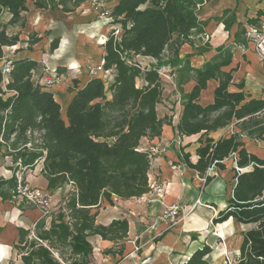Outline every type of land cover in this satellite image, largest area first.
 I'll use <instances>...</instances> for the list:
<instances>
[{
  "label": "rangeland",
  "instance_id": "374dc122",
  "mask_svg": "<svg viewBox=\"0 0 264 264\" xmlns=\"http://www.w3.org/2000/svg\"><path fill=\"white\" fill-rule=\"evenodd\" d=\"M103 1L105 8L102 11H109L111 14L109 3L112 2ZM219 1L179 0L189 17V30L185 35H174L159 59L153 60L135 54L120 55L122 62L143 69L149 68V65L150 68L154 65L164 66L166 73L162 76L159 89L136 92L132 79H127V84L114 90L118 76L115 63L119 56L113 51L112 54L110 52L109 59H106L105 68L110 69L106 76L100 72L93 73V64L87 66L86 76H83L79 66L62 68L63 66L54 63L52 55L55 52L50 50L49 53L42 54L40 62L37 61V67L31 71L30 81L33 89L42 88L55 97L53 89L57 91L64 87V96L55 99L60 105V115L66 124L70 123L68 106L72 101L73 116H80L74 121L77 127L75 126L76 133L72 142L62 134L52 137L42 118L37 119L39 127L25 130L28 145L52 146L54 153H49L47 160H43L42 171L50 174L64 172L58 177L66 182L70 179L77 180V184H81V191L89 184L103 183L93 188V194L97 191L101 195L100 204L96 205L91 199L82 198L79 185L75 187L68 182L72 185V190L62 195L60 205L53 204L52 199L50 212L46 218H42L44 227L40 223L41 220L35 226V237L37 233L49 235L54 246L61 248L57 253L66 261L70 262L75 257V249L70 239L66 238L67 235L64 237L60 229L52 227V219L60 213H65L73 220L72 224L67 225L68 231L73 233L79 223L89 227L92 224L90 217L81 212L79 205H89L88 211L96 214L102 207L111 208L119 203L126 213L125 220L128 224V218H134V205L138 204L143 195L150 193L152 188L149 181L154 179V171L158 172L162 156L168 157L169 154L166 153L174 150L180 154L182 161L174 156L169 161L170 165L177 169L181 164L186 169H192L198 178L202 179V185H199L200 196L191 206L189 201L185 204L178 202L182 206L181 212L174 221L166 222L167 228L157 236H152V232H149L148 236L142 238L138 232L132 237L131 240H136L139 247L134 255L137 264H188V261L189 264H264V175L253 171L255 168L264 170V108L249 109L251 99L246 89V80L242 78L237 82V91L234 93L241 117L221 121L226 117L224 113L218 116L209 113L198 118L194 117L195 113H184L183 98L198 96L199 100L205 89V80L206 84L211 85L212 103L215 102L218 85L221 82L227 86L230 84L228 75L230 74L232 79V74L222 72L220 68L228 64L235 55L238 56L235 52L239 46L240 51L247 50L248 42L253 41L257 51H264V0H222L224 3L220 9H216L215 4ZM87 9L94 12L91 8ZM206 12H209L208 15L202 17L201 14ZM5 14L0 16L2 21L9 18V14ZM97 14L89 20V25H81L78 28L77 41L81 42L80 38L85 36L91 37L94 39L93 43L104 46L107 53V43L113 47L121 35V31L120 34L117 33L120 25L111 23L112 16L106 20ZM207 35H210L209 38ZM75 45L78 47V44ZM27 46L28 44H25V47ZM4 51L5 56L0 60V67L9 58L13 59L11 55L15 52L6 47ZM212 53L214 56L210 57ZM205 58H209V61L204 63ZM55 71L64 72L65 78L54 80L48 86H44L47 79L43 80V86L39 84L46 72ZM68 71L71 74L70 80H66ZM207 71L210 72L209 78L203 75ZM218 74L222 75V80ZM7 79H10V76H7ZM6 83L4 79L3 86ZM215 83L216 88L212 90ZM137 84L143 86V81L139 79ZM72 91L74 95L67 102L66 96ZM181 99L183 105L177 108ZM145 102L148 107L144 106ZM183 113L184 119L181 121ZM170 127L173 128L175 136L169 139L166 128ZM228 137L232 138V142L240 143L239 149L245 148L248 154H255L261 164L251 162L241 167L238 164L239 150L231 151L218 159L214 155H210L206 161L201 158L204 149L214 147L219 139ZM92 139L97 141L96 146ZM252 151H257V154ZM227 158H232L231 166L226 161ZM209 168H214V174L206 176ZM17 172H14L16 176ZM22 176L24 178L23 173ZM45 176L48 178L47 173ZM220 181L223 183L220 190L214 186L212 194L223 197V203L205 202L201 198L203 190L209 193L211 184L216 185ZM15 196L20 199L18 193ZM155 196L156 194L152 196V200ZM206 204H215V215L200 229H193L192 222L196 221V217H193L196 210ZM92 231H88V237L93 235ZM115 231L113 235L110 234V239L115 240L112 248L120 247L118 249L121 255L116 256L117 264L123 259L126 260L130 248H126V257L122 255L126 245L124 243L128 240L125 238L128 236L127 226L122 225ZM18 242L19 244L13 245V249L19 252L29 250L26 245H21L24 243L23 238ZM181 244L186 246V253L191 251L189 257L179 251ZM117 250H114V253ZM5 251L0 252V256L4 255ZM210 253L211 257L205 259Z\"/></svg>",
  "mask_w": 264,
  "mask_h": 264
},
{
  "label": "trees",
  "instance_id": "16d2710c",
  "mask_svg": "<svg viewBox=\"0 0 264 264\" xmlns=\"http://www.w3.org/2000/svg\"><path fill=\"white\" fill-rule=\"evenodd\" d=\"M108 1L113 4L111 7V16L113 18L111 23L121 26L120 39L116 40L113 47L108 43L106 45V59H109L108 56H110V52L112 54V51L117 57L119 56L116 60L117 63H115L118 76L114 85V90H116L118 86L122 87L127 84V79H132V86L136 92L159 89L163 80L159 75L160 67L154 65L151 68L142 69L141 67L122 62L120 55L135 54L159 59L174 35H185L189 30L191 23L182 4L179 0ZM85 2L86 0H0V16L4 12L9 14L7 21H2L0 19V60L4 56V46H13L21 41L19 33L10 34L8 32V26L18 23L24 25L26 20L24 13L29 11L31 6L38 9L61 8L65 12H73ZM38 40L37 37L32 35L29 43L31 44ZM58 42L59 39H55L51 43L52 50L58 47ZM37 65V61L31 58L13 60V68L9 74L10 79H8L5 86L2 84V82L4 83V77L0 67V152H2V148L5 147V151L1 154L12 155L15 161L18 162L15 171L32 168L40 160L46 161L49 153H54L52 152L51 145H28V141H26L25 130L39 127L38 118L44 120V125L50 130L52 137L62 134L66 139L68 138L67 140L69 142L74 141L72 139L76 133V124L74 121L80 118V116L77 115L73 116L72 101L68 106L70 123L66 124L61 118L60 105L56 101L54 95L42 88H32L30 75L31 71L36 68ZM126 73H128V77L125 79ZM203 75L209 78L210 72L207 71ZM218 75L220 80H222V75ZM228 77L230 81L231 75L229 74ZM139 79L144 81L143 86H138L137 80ZM206 83L207 81L205 80L203 88L207 86ZM228 86L221 82L216 89L215 102L206 106L198 102V96L183 98L186 108H184V113L185 111L195 113V118L209 113L216 114V112H219L216 114L217 116L224 113L226 117L225 119H221V121L231 120L234 117H241V112L239 113L236 104L237 100L234 98V93L236 92L229 91ZM248 105L250 106L249 109H251V107H261L263 109L264 100L251 99ZM144 106L148 107V104L145 102ZM184 113L181 117V121L184 119ZM195 132H197V130ZM92 142L95 143V146L97 145V141L93 140ZM108 146L110 145L108 144ZM239 146L240 143L232 142L231 137L221 138L216 142V146H210L208 149H204L201 158L206 161L210 155H214L217 156L216 159H218L231 151L239 150L240 157L238 164L241 167L247 166L251 162L261 164L260 159L255 154H248L245 148L239 149ZM204 167L206 168L207 165ZM253 171H259L264 175L263 169L255 168ZM44 172L48 175L50 187H59L68 182L74 184L75 187L79 185L75 179H70L68 182L60 179L58 176L63 175L64 172L62 171L51 174L46 171ZM16 183L17 177L15 173L9 179L0 178V196L3 199H13V196L16 194ZM102 184L103 183L99 182L96 184H89V186L82 191L80 190V184L78 187L82 198L84 200L91 199L96 205H99L101 195L97 193V191L93 194V188H96L95 186L99 187ZM7 189H12V193L7 192ZM88 206L89 205H79L78 207L82 208L81 212L88 215L92 220L90 227L87 224L82 226V224L79 223L77 229L71 233L68 231L69 227L67 228V225L72 224L73 220H70V217L66 216L65 213H60L52 219V227L60 229L63 236L65 237L67 235L66 238H69L73 243L75 257L71 259L72 262L66 261L63 257H57L55 255L56 252H60L61 248L54 246V242L49 235L37 233V239L27 240L21 244L29 248L28 251H21L24 264H89L90 255L93 250L88 240L89 230H93V234H101L106 238H110V234L113 235L116 232L115 230L119 229L120 226L125 225L128 229V224L125 219L114 221L109 226L97 224V213L93 214L88 211ZM77 213L80 214V211ZM42 220L43 219H41L40 223H42L44 227V221ZM22 231L23 229H21V232ZM205 259L202 260L205 261ZM187 263L189 264L190 262L188 261Z\"/></svg>",
  "mask_w": 264,
  "mask_h": 264
},
{
  "label": "crops",
  "instance_id": "0c3cea01",
  "mask_svg": "<svg viewBox=\"0 0 264 264\" xmlns=\"http://www.w3.org/2000/svg\"><path fill=\"white\" fill-rule=\"evenodd\" d=\"M223 3L224 1L220 0L215 4V8L220 9ZM262 4L264 6V2ZM112 6L113 4L109 3V7ZM87 8H89L88 5L81 4L75 11L65 12L61 8L32 9L31 7L29 11L25 12L26 20L24 25L14 24L15 26H8V32L10 34L19 33L21 41L13 46H4L3 54L5 53V47L9 49L12 48L15 51L11 55L13 56L12 60L31 58L39 61L41 60L42 54L49 53V50L51 52L54 51L55 53L52 56L55 64L63 66L62 68L66 66H79L83 76H86L87 66L89 64L97 65L103 55L106 54L105 47L93 43L94 39L91 37L85 36L80 38L81 42L77 41L78 28L81 27V25H89V20L96 14L95 11L92 12ZM4 13H6L5 15L8 14L7 12ZM208 13L209 12L202 13L201 16L206 17ZM32 35L39 40L30 44L29 40ZM55 39H59L58 47L52 50L51 43ZM75 43L78 44V47H76ZM248 43L249 48L247 50L240 51L241 47L239 46V49L237 48L235 52L238 56L235 55V57L230 59L228 64L221 66L220 69L222 72L232 74V79L228 88L229 91H237V82L245 78V85L250 99L264 100V51L262 52L259 49L257 51L253 41H249ZM25 44H28V46L25 47ZM188 51L183 52L185 53ZM213 56L214 54L212 53L210 57ZM145 58L155 60V58L150 56H145ZM207 61H209V58L207 60L205 58L204 63ZM66 75V80H70L71 74H69V71ZM6 81H8V79ZM216 85V83L213 85L212 90L216 88ZM182 86L184 87L185 85ZM210 86L211 85L207 84L201 93V97H199L198 102L203 106L212 103ZM63 88L64 87L57 88V91L53 89L52 92L55 94L56 98L64 96ZM68 93L69 94L66 96L67 102L70 100L71 96L73 97L74 95L73 91ZM164 102L165 104L167 103L165 100ZM177 105V108L182 107V99L179 100ZM218 113L219 112H216V114ZM166 135L169 139L175 136L172 127L166 128ZM190 148H192V146H190ZM5 149L6 148L3 147L2 151L4 152ZM252 152H256L257 154V151ZM166 154H169L168 157L162 156V159L159 161L158 172L156 173V171H154L155 175L153 178L162 182H170V187L163 195V198L157 197L156 195L149 203H142L141 200L143 199H139L138 204L134 205V211L132 212L134 218H128V236H125L128 240L124 243L126 245L122 253V255L126 257V248H130L126 258L128 262L123 259L117 264H137L134 255H136L135 250H137L136 246H138V244L137 241L134 240V242L131 240L136 233H141L142 238L145 235L148 236L149 232H152V236H157L160 231L167 228L165 223L158 222L157 220V216L163 211L165 205L178 202L185 204L189 201L191 206L197 197L200 196L199 185H202V179L198 178L197 174L192 169H186L185 166L181 164L177 169L170 165L169 161L174 158V156L176 159L182 161L179 153L173 150L168 151ZM226 161L229 162L230 166L233 164L232 158L230 160L227 158ZM17 165L18 162L15 161L12 155L1 154L0 178H11L14 175ZM43 167V160H40L32 168L22 169L20 172L23 173L25 182L29 186L48 190L52 195L53 204L60 205L59 201L62 195L72 190L73 187L69 183H65L59 187H50L49 179L42 171ZM213 174L214 168H209L206 176ZM222 175L223 174H221V176ZM222 184L221 181L217 182L216 185L212 183L208 191L209 193L203 190L201 198H203L205 202H218L217 204H222L224 198L212 194L214 186L220 190ZM6 191L12 193V189H7ZM13 197L15 200L10 198L3 199L0 196V246L3 240L6 247L5 254L0 256V264H24L21 252L13 249V245L19 244L18 240L20 238H23L24 242L35 238L37 239L38 237H35V226L42 218H46L38 207L24 200L21 201L16 198L15 195ZM120 206L121 205L118 203V205H114L111 208H100L96 215V223L109 226L114 221L126 219V213ZM211 207L213 209H210ZM196 211V214H198L197 216L194 214L193 217H196V221H193L192 225L195 227H193V229H200L204 223H207L213 218L216 213V206L215 204L214 206L206 204V206H201ZM21 229H23L22 232ZM88 240L93 247L89 264H115L116 256L121 255V251L118 249L120 247L112 248L113 242L115 241L113 239L103 238L101 234H93L88 237ZM202 240H204L203 237ZM185 247L186 246L181 244V246H179V251L187 254L189 257L191 251L189 250V252L186 253V250H184ZM114 250H117V252L114 253ZM55 255L59 257V253L56 252ZM210 257L211 253L206 256V259ZM183 262H185V259ZM142 263L144 264L147 262Z\"/></svg>",
  "mask_w": 264,
  "mask_h": 264
},
{
  "label": "built area",
  "instance_id": "2783aa9c",
  "mask_svg": "<svg viewBox=\"0 0 264 264\" xmlns=\"http://www.w3.org/2000/svg\"><path fill=\"white\" fill-rule=\"evenodd\" d=\"M82 5H88L89 8L93 9L96 13H98L97 15L100 14L99 15L100 18H104L106 20L111 19V14L109 13V11H102V9L105 8V2L103 0H87ZM114 28L116 29V27ZM117 29H119L117 30V33L120 34L121 26H118ZM207 36L209 38L210 35H207ZM119 39H120V35H119ZM105 56L106 54L103 55L101 61L97 65L91 67L93 73L100 72L101 74H104L105 76L106 74L109 73L110 69L105 68V64L107 62ZM12 68H13V60L11 58L6 60L3 66H1V71H2V74L5 80H7V76H9ZM149 68H150V65H149ZM164 73H166V69L164 66L163 67L161 66L159 68V75L162 79H163L162 76L164 75ZM61 78H65L64 73H61L58 71H55V73L46 72V76H44V78L41 79L39 84L43 86L42 84L43 80L47 79L48 81H46V85L44 86H48L49 83H52L54 80L60 81ZM143 84H144V81H143ZM16 177H17L16 193L20 195V200L21 201L24 200L38 207L42 211L43 215L46 217L48 213L50 212V207L52 204V198H51L50 192L40 187L29 186L25 182V179L23 178L22 173L19 171L17 172ZM150 186L152 188L150 193L148 195H143L140 199L148 200L151 202L152 196L154 194H156L160 198H163V195L168 191V188L170 187V182L168 181L162 182L156 179H153V180L150 179ZM181 210H182V206L178 203H174L171 205H165V208L163 209V211L158 215L157 220L158 222H161V223H166L168 221H174L179 215V213L181 212ZM136 249L138 250L139 247L136 246Z\"/></svg>",
  "mask_w": 264,
  "mask_h": 264
},
{
  "label": "bare ground",
  "instance_id": "6f19581e",
  "mask_svg": "<svg viewBox=\"0 0 264 264\" xmlns=\"http://www.w3.org/2000/svg\"><path fill=\"white\" fill-rule=\"evenodd\" d=\"M5 251V245H4V242H3V240H2V242H1V246H0V252L2 253V252H4Z\"/></svg>",
  "mask_w": 264,
  "mask_h": 264
}]
</instances>
